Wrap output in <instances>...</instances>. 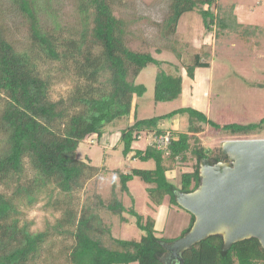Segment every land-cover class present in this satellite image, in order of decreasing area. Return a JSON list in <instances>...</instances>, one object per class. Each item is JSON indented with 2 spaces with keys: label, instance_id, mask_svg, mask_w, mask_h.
I'll return each mask as SVG.
<instances>
[{
  "label": "trees",
  "instance_id": "obj_1",
  "mask_svg": "<svg viewBox=\"0 0 264 264\" xmlns=\"http://www.w3.org/2000/svg\"><path fill=\"white\" fill-rule=\"evenodd\" d=\"M20 4L29 18V50L17 49L0 27V134L5 137L0 150V181L20 174L28 158L36 175L20 187L19 193H26L30 203L37 201L49 185L51 191L56 189L64 194L49 204L62 212L53 229L73 238L65 248L68 264H166L165 244L177 238L158 236L153 216L145 217L134 203L126 206L114 195L117 177L110 200L99 196L100 201L92 204L87 195L80 209L73 204V192L83 188L84 179L98 169L89 156L78 157L80 144L94 136L100 140L110 125L131 115L135 96H143L147 91L145 84L137 82L139 74L149 64L162 61L150 52L136 51L127 45L126 21L115 14L111 0H79L85 26L79 37L72 38L61 37L43 25L34 0H20ZM189 11H197L206 29L215 31L216 38L236 35L250 42L264 37V25L241 21L236 4L221 0H173L166 21L169 32H177L181 17ZM42 59L60 61L65 68L73 67L76 82L67 97L52 98L51 87L57 76L42 73ZM211 65L208 53L196 52L188 73L194 77L197 67ZM182 90L181 76L163 70L157 73L154 96L157 102L177 99ZM185 114L189 117V128L170 129L168 155L153 144L145 148L133 146L143 134L165 132L159 127L164 120ZM129 119L120 137L124 155L133 151L134 159L153 161L154 167L135 166L130 172L118 170L121 189L129 193V182L138 176L148 184L147 191L158 205L166 196L171 204L178 205V193L199 186L200 163L208 158L215 162L223 159L221 153L214 154L198 144V134L204 125L232 135L264 129V117L257 123L222 124L189 106L149 118H139L135 110L133 122ZM190 154L196 158L192 170L183 172L179 184L172 182L169 172L175 169L178 160L189 161ZM101 207L124 221L128 219L126 214H130L145 233L138 239L114 236L113 225L101 216ZM194 219L191 214L190 225L181 236ZM51 233L50 228L33 231L29 222L22 223L15 197L0 190V264H60L56 259H42L43 251L53 244L45 247ZM182 256L183 264H264V248L257 238L236 242L226 249L223 237L212 235L185 250Z\"/></svg>",
  "mask_w": 264,
  "mask_h": 264
},
{
  "label": "rangeland",
  "instance_id": "obj_2",
  "mask_svg": "<svg viewBox=\"0 0 264 264\" xmlns=\"http://www.w3.org/2000/svg\"><path fill=\"white\" fill-rule=\"evenodd\" d=\"M172 1L111 0L115 14L126 21L127 45L136 51L152 53L162 63H151L141 71L137 82L145 84L147 91L143 96H135L134 109L129 117L109 126L108 130H113L110 138L105 135L99 140L94 136L80 144L78 157L86 159L89 156L91 164L98 169L94 170V175L84 179L83 188L73 192V204L80 209L87 195H90L88 201L92 204L100 201L99 196L106 201L110 200L113 197L111 193L113 180L117 177L114 195L122 199L126 206L130 207L134 203L136 209L145 217L153 216L158 236L178 239L190 225L189 211L179 204H171L169 196H166L160 205L154 203L147 191L148 184L138 176L129 182V193L121 189L118 170L130 172L135 166L154 167L153 161L134 159L131 153L124 155V143L120 141L121 130L128 125L129 118V122H133L135 110L139 118H149L184 106L200 110L211 120L222 124L259 122L264 117V37L252 39L250 42L236 35H222L216 38L215 31L206 29L203 17L197 11L186 12L180 19L177 32L171 33L166 21L171 14ZM221 2L235 3L241 21L264 25V0ZM34 3L47 29L55 30L61 37L80 36L85 26V18L79 9V0H34ZM0 27L17 49L29 50L31 47L29 18L22 9L20 0H0ZM196 52L208 53L212 66L197 67L196 76L192 77L188 73V65L194 61ZM40 64L43 74L57 76L51 87L52 98L58 100L67 97L76 82L73 67L65 68L60 61L46 59H42ZM162 70L182 77L183 90L179 98L163 102L155 100L156 76ZM204 73H210L209 82ZM204 92L209 98L206 109L201 104L206 100ZM192 98L199 99L198 107L191 106L189 102ZM170 119H173L172 126L175 128L169 124L168 127H164L165 129L188 130L190 124L188 114ZM164 123L168 125L167 121ZM204 126V130L198 134L200 137L198 144L213 150L214 154L221 153L222 144L226 140L264 138V129L246 135H232L208 124ZM152 135L143 134L133 146L145 148ZM4 138V135L0 134V150L5 145ZM189 157L187 162L178 160L174 165L175 169L169 172L172 182L179 184L183 172L192 170L196 158L191 154ZM35 175V170L26 158L24 170L0 181V190L15 197L22 223L29 222L33 231L48 228L52 230L45 247L53 244L49 250L43 251L42 259L47 261L56 259L55 261L60 264H68L65 248L72 243L73 238L53 229L62 212L49 204L59 196L63 198L64 194L56 189L51 191L52 186L49 185L37 201L30 203L26 193L18 191L22 185L30 183ZM101 208L99 211L103 219L113 225L114 236L138 239L145 233L130 214H126L128 219L124 221L119 215L111 214L105 207Z\"/></svg>",
  "mask_w": 264,
  "mask_h": 264
},
{
  "label": "water",
  "instance_id": "obj_3",
  "mask_svg": "<svg viewBox=\"0 0 264 264\" xmlns=\"http://www.w3.org/2000/svg\"><path fill=\"white\" fill-rule=\"evenodd\" d=\"M221 154L218 162L200 163L196 189L176 196L195 219L184 235L165 244L172 264H183L182 253L212 235H221L226 249L250 238L264 248V138L226 140Z\"/></svg>",
  "mask_w": 264,
  "mask_h": 264
},
{
  "label": "built area",
  "instance_id": "obj_4",
  "mask_svg": "<svg viewBox=\"0 0 264 264\" xmlns=\"http://www.w3.org/2000/svg\"><path fill=\"white\" fill-rule=\"evenodd\" d=\"M172 140L170 129H166L163 133H153L149 144H153L158 149L164 150L165 155H168V146Z\"/></svg>",
  "mask_w": 264,
  "mask_h": 264
},
{
  "label": "crops",
  "instance_id": "obj_5",
  "mask_svg": "<svg viewBox=\"0 0 264 264\" xmlns=\"http://www.w3.org/2000/svg\"><path fill=\"white\" fill-rule=\"evenodd\" d=\"M260 24V23H259ZM212 66V65H211ZM204 74H206V78H207V80H208V82H209V78H211V75H210V73H204ZM195 76H196V74H195ZM185 83V82H184ZM198 93V92H197ZM204 94H205V98H206V100L203 102H201V104H202V107H204L205 109L206 108H208V100H209V98H208V96H207V94L204 92ZM198 98H199V96H197ZM196 97V98H197ZM196 98H192V101L190 100V104H191V106L193 105V106H196V107H198L199 106V103H198V101H199V99L197 100ZM134 101H135V99H134ZM204 109V110H205ZM169 120H171V121H169ZM167 121V123H168V125H165V123L164 122H166ZM164 122L161 124V125H159V127L160 128H164V127H168L169 126V124H171V126H172V123H173V119H166V120H164ZM173 128H175V126H172ZM165 129V128H164ZM112 131L113 130H108V132H107V134H105L106 136H108L107 138H110V135H112ZM105 135L103 136V137H105ZM146 145H147V143H146ZM133 154H134V152H132L131 153V155L133 156Z\"/></svg>",
  "mask_w": 264,
  "mask_h": 264
},
{
  "label": "flooded vegetation",
  "instance_id": "obj_6",
  "mask_svg": "<svg viewBox=\"0 0 264 264\" xmlns=\"http://www.w3.org/2000/svg\"><path fill=\"white\" fill-rule=\"evenodd\" d=\"M164 259H165V261H166V264H172V262L170 261L171 260V254L169 253V254H165V256H164Z\"/></svg>",
  "mask_w": 264,
  "mask_h": 264
}]
</instances>
